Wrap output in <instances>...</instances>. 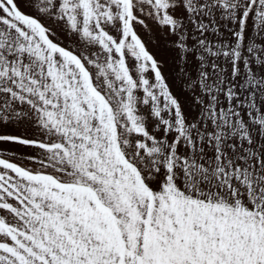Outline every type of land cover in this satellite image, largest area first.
Wrapping results in <instances>:
<instances>
[{"label": "snow or ice", "instance_id": "6c2138e0", "mask_svg": "<svg viewBox=\"0 0 264 264\" xmlns=\"http://www.w3.org/2000/svg\"><path fill=\"white\" fill-rule=\"evenodd\" d=\"M0 264H264V0H0Z\"/></svg>", "mask_w": 264, "mask_h": 264}]
</instances>
